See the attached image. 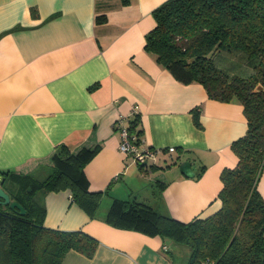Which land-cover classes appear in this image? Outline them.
I'll return each instance as SVG.
<instances>
[{
  "label": "crops",
  "instance_id": "0c3cea01",
  "mask_svg": "<svg viewBox=\"0 0 264 264\" xmlns=\"http://www.w3.org/2000/svg\"><path fill=\"white\" fill-rule=\"evenodd\" d=\"M165 1L0 0V171L31 174L62 145L72 153L99 147L83 170L89 191L103 192L93 217L69 190L37 193L45 228L98 242L92 257L71 250L60 264H173L182 256L187 263L182 245L107 224L113 199L181 223L220 208V173L236 166L231 145L247 129L243 107L209 99L199 84H180L145 51L153 11ZM132 110L128 125L157 150L145 166L118 149L113 124ZM183 161L192 178L180 173ZM257 190L264 198V172Z\"/></svg>",
  "mask_w": 264,
  "mask_h": 264
},
{
  "label": "trees",
  "instance_id": "16d2710c",
  "mask_svg": "<svg viewBox=\"0 0 264 264\" xmlns=\"http://www.w3.org/2000/svg\"><path fill=\"white\" fill-rule=\"evenodd\" d=\"M153 17L145 51L180 84H199L211 100L241 104L247 129L231 145L237 163L220 173V208L213 215L181 223L135 200L113 199L105 222L187 247L186 264H264V198L257 190L264 172V0H167ZM198 115L195 110L197 126ZM98 151L58 146L43 180L0 171V185L25 210L20 215L0 204V264H60L71 250L93 256L98 242L89 235L44 227L37 193L69 190L93 217L103 192L89 191L83 170Z\"/></svg>",
  "mask_w": 264,
  "mask_h": 264
},
{
  "label": "built area",
  "instance_id": "2783aa9c",
  "mask_svg": "<svg viewBox=\"0 0 264 264\" xmlns=\"http://www.w3.org/2000/svg\"><path fill=\"white\" fill-rule=\"evenodd\" d=\"M135 114L136 111L132 110L129 116L119 115L113 124L119 135L118 149L120 153L130 156L136 164L146 163L147 165L149 160H155L157 150L147 147L135 131H129L128 118ZM166 150L167 153L175 152L174 147H168Z\"/></svg>",
  "mask_w": 264,
  "mask_h": 264
},
{
  "label": "water",
  "instance_id": "95a60500",
  "mask_svg": "<svg viewBox=\"0 0 264 264\" xmlns=\"http://www.w3.org/2000/svg\"><path fill=\"white\" fill-rule=\"evenodd\" d=\"M146 163L141 164V166H145ZM179 171L182 175L192 178L194 176V173L191 168V163L188 161H183L179 164ZM3 178L0 177V184L3 183ZM1 186V185H0ZM0 204L4 206H9L10 209H16L19 211L20 215L25 214V210L23 207L16 201H11L10 196L7 192H5L1 187H0Z\"/></svg>",
  "mask_w": 264,
  "mask_h": 264
},
{
  "label": "rangeland",
  "instance_id": "374dc122",
  "mask_svg": "<svg viewBox=\"0 0 264 264\" xmlns=\"http://www.w3.org/2000/svg\"><path fill=\"white\" fill-rule=\"evenodd\" d=\"M45 163L47 164V162H45ZM48 173H49L48 168L46 166H43V167L35 170L33 173H31L30 176L33 177L34 179H37V180H43L47 176ZM183 248H185L188 251L187 247L184 246ZM188 253H189V251H188ZM186 254H187V252H186ZM187 256H188V254H187ZM177 259H178V261H177ZM177 259L176 258L173 259V264H182V263L184 264L186 261L185 260L186 258H184L183 256H182V258H177Z\"/></svg>",
  "mask_w": 264,
  "mask_h": 264
}]
</instances>
